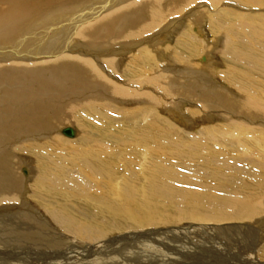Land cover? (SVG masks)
I'll return each mask as SVG.
<instances>
[{
    "label": "bare ground",
    "instance_id": "1",
    "mask_svg": "<svg viewBox=\"0 0 264 264\" xmlns=\"http://www.w3.org/2000/svg\"><path fill=\"white\" fill-rule=\"evenodd\" d=\"M0 264H264V0H0Z\"/></svg>",
    "mask_w": 264,
    "mask_h": 264
},
{
    "label": "rangeland",
    "instance_id": "2",
    "mask_svg": "<svg viewBox=\"0 0 264 264\" xmlns=\"http://www.w3.org/2000/svg\"><path fill=\"white\" fill-rule=\"evenodd\" d=\"M205 31H206V32H205V34H206V38L203 37L202 39H203V41H204L206 44H209V41H208L207 38H208V37L211 38V36L209 35L211 32L208 31L207 27L205 28ZM213 49H214V48H209V49L206 51V53H208L209 50H210L209 53H211ZM213 51H214V50H213ZM205 57H207V56H205ZM214 60L217 61V62L215 61L214 65H216L217 67H220V66H221V62H218V61H220L221 59H218V57H215V56H214ZM218 63H219V65H218ZM185 108H186V106H185ZM186 109H187V108H186ZM65 126H67V125H65ZM71 126H72V125H71ZM67 127H68V126H67ZM63 128H65V127H63ZM75 128H77V127H75ZM62 137H65V138H67V139L69 138L68 136H65V135H62ZM25 170H26V169H25ZM25 170H23V173H24V174L26 173ZM25 175H26V174H25ZM184 225H185V224H183V225L181 224V225H179L178 227H182V228H183ZM219 225H220V224H219ZM221 225H225V226H227L228 224H224V223H223V224H221ZM229 225H230V224H229ZM183 230H184V228H183ZM193 235H194V234H193ZM193 235H192L191 237H193ZM195 236H196V235H195Z\"/></svg>",
    "mask_w": 264,
    "mask_h": 264
},
{
    "label": "water",
    "instance_id": "3",
    "mask_svg": "<svg viewBox=\"0 0 264 264\" xmlns=\"http://www.w3.org/2000/svg\"><path fill=\"white\" fill-rule=\"evenodd\" d=\"M64 133L67 134V135H71L73 133V131L70 128H65L64 129Z\"/></svg>",
    "mask_w": 264,
    "mask_h": 264
}]
</instances>
